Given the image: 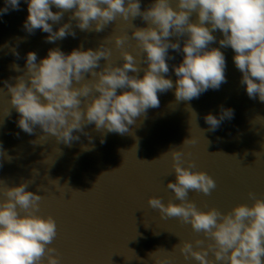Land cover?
<instances>
[{"label": "clouds", "instance_id": "clouds-1", "mask_svg": "<svg viewBox=\"0 0 264 264\" xmlns=\"http://www.w3.org/2000/svg\"><path fill=\"white\" fill-rule=\"evenodd\" d=\"M25 3L28 15L23 29L28 34L37 29L47 33L49 43L68 36L75 38L73 22L86 32H101L118 16L124 21L139 17L147 25H132L131 33L144 52L143 64L147 67L143 69L130 52L123 50L127 35L114 37L115 46L121 49L122 63L118 65L110 62L112 50L104 43L95 50L80 47L70 53L59 47L49 49L39 62L37 54L29 51L24 69L13 64L12 69L22 74L12 78L15 83L5 80L4 85L11 108L19 114L17 126L29 135L39 127L44 134L69 147L80 139L74 133L92 139L85 131L88 125L94 124L98 132L103 129L105 135H123L136 118L146 115L150 108L159 107L158 93L175 88L177 101H191L209 89L218 90L227 82L226 58L220 49L228 47L235 53L233 62L242 73L240 84L248 97L264 103V0H174L175 6L173 0H152L143 10L141 0H25ZM53 7L58 11L53 12ZM19 8L20 0H5L0 15ZM65 13H71L68 22L60 24ZM193 14L195 21L191 19ZM53 25L60 26L54 30ZM217 31L222 34L220 47L210 48L217 42L213 34ZM171 37H176V41ZM169 49L183 54L182 62L172 66L177 77L175 84L166 78L168 61L175 59ZM11 52L19 59L15 48ZM101 59L106 61L103 66ZM141 71L142 77L138 75ZM233 116V109L221 106L218 116L209 113L204 119L208 130L215 131ZM36 141L30 143L37 144ZM195 143L192 138L186 139L182 147H172L161 155L170 157L175 181L166 186L179 203L169 200L165 204L160 197L151 196L148 205L158 210L162 219L177 218L202 234L203 239L181 241L174 246L185 260L191 258L198 264H264V199L250 191V205L240 203L227 212L215 207L204 211L188 199L190 191L208 196L217 187L209 174L195 170V162L186 158L191 153H185L183 147ZM158 159L142 161L152 163ZM31 183L27 180L9 187L0 180V264H61V254L51 246L58 235L56 220L51 215H39L43 197L27 190ZM155 264L170 262L167 258L156 259Z\"/></svg>", "mask_w": 264, "mask_h": 264}, {"label": "water", "instance_id": "water-1", "mask_svg": "<svg viewBox=\"0 0 264 264\" xmlns=\"http://www.w3.org/2000/svg\"><path fill=\"white\" fill-rule=\"evenodd\" d=\"M151 2L141 0L142 10ZM4 6L5 0H0V9ZM52 11L58 9L53 7ZM27 15L25 0H20L19 10L10 9L0 15V89H3L0 90V146L4 152H0V180L9 187L33 181L27 190L43 197L39 215H51L56 220L58 235L51 246L61 254V264H155L156 259L164 258L170 264H198L191 258L185 260L174 246L181 241L203 239L202 234L195 233L190 224H182L177 218L162 219L147 201L158 196L165 204L169 200L179 203L166 186L169 181H175L170 157L161 155L172 147H182L191 138L196 143L183 147L185 153H191L186 158L192 159L195 170L209 174L217 185L208 196L189 192L188 199L199 209L207 211L215 207L227 212L240 203L250 205V191L264 199V103L258 98L250 99L240 84L242 73L233 62V50L220 49L226 58L227 82L218 90L209 89L191 101H177L175 88L158 93L159 107L150 108L146 115L136 118L127 133L105 135L103 129L98 132L94 124L88 125L85 131L92 139L74 133L80 139L69 147L44 134L39 127L33 135L18 128L19 114L11 108L4 81L15 83L12 78L22 72L14 71L11 66L17 64L24 69L29 51L37 54L39 62L49 49L59 47L70 53L80 47L95 50L101 43L112 50L110 62L118 65L122 63L121 49L115 46L114 37L127 35L123 50L130 52L143 69L147 67L143 64L144 52L137 47L131 33L132 25H147L139 17L124 21L118 16L103 31L86 32L73 22L75 38L68 36L49 43L47 33L37 29L34 34H28L23 29ZM70 15L65 13L60 24L68 22ZM191 19L195 21L196 14ZM59 26L53 25V29ZM213 34L217 42L209 47L219 48L222 34L219 31ZM170 39L176 41V37ZM180 42L183 44V39ZM12 48L18 51L19 59L12 54ZM169 54L175 59L168 61L166 78L175 84L177 77L172 66L182 62L183 54L172 49ZM105 63L101 59V66ZM138 75L142 77L143 71ZM221 106L233 109L234 116L223 121L217 130L209 131L204 117L209 113L218 116ZM34 140L37 144L30 143ZM154 159L158 160L142 161ZM116 168L119 169L111 171ZM104 172L107 173L97 181Z\"/></svg>", "mask_w": 264, "mask_h": 264}]
</instances>
